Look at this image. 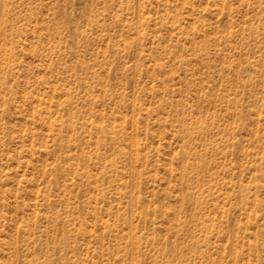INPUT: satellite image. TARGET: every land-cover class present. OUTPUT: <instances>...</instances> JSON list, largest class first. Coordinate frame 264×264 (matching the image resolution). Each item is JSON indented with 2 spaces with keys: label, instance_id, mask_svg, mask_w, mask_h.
<instances>
[{
  "label": "rangeland",
  "instance_id": "374dc122",
  "mask_svg": "<svg viewBox=\"0 0 264 264\" xmlns=\"http://www.w3.org/2000/svg\"><path fill=\"white\" fill-rule=\"evenodd\" d=\"M0 264H264V0H0Z\"/></svg>",
  "mask_w": 264,
  "mask_h": 264
}]
</instances>
